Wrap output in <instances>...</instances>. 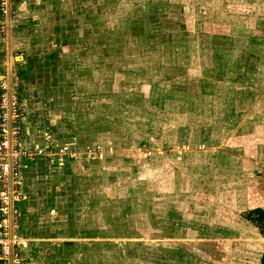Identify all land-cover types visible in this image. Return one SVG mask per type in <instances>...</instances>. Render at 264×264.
Masks as SVG:
<instances>
[{"label":"rangeland","instance_id":"1","mask_svg":"<svg viewBox=\"0 0 264 264\" xmlns=\"http://www.w3.org/2000/svg\"><path fill=\"white\" fill-rule=\"evenodd\" d=\"M10 1L0 36H47L53 18L72 32L56 72L16 93L53 124L47 158H89L65 155L57 175L105 207L88 263L259 264L264 237L243 215L264 204V0Z\"/></svg>","mask_w":264,"mask_h":264},{"label":"crops","instance_id":"2","mask_svg":"<svg viewBox=\"0 0 264 264\" xmlns=\"http://www.w3.org/2000/svg\"><path fill=\"white\" fill-rule=\"evenodd\" d=\"M50 13L51 17L61 14L56 9L55 12ZM24 16V12L20 10L19 18L15 20V23L28 25L30 20L24 19ZM49 17L50 14L47 12V18ZM60 23L53 18L52 27L47 32V36H44L46 32H39L41 23L35 33L31 32V36H24L26 30L19 31L18 28L10 31L6 36H0V79L8 77L12 88L16 91L17 87L21 88L32 81L35 73L43 77V73H47L49 69L53 71L58 51L63 50L62 47L71 41L72 36V32L67 30L68 23L64 28L59 26ZM27 35L30 34L27 33ZM15 49L20 50L21 53L14 54ZM55 72L53 71V74ZM40 81L44 87L42 80ZM26 102V100H20L23 123L21 144L25 148H49L57 140V137H54L53 124H49L47 120L41 122L45 116L39 113V110H35V107L23 110ZM55 129L59 132L58 126ZM54 144L58 146L59 143ZM98 147L101 148V146ZM69 148L75 152L70 146ZM89 148L90 151L94 150V146ZM75 156L76 153L73 157ZM63 157L58 156L57 159ZM57 159L51 161V158L45 155L34 154L22 157L19 161L20 222L18 233L22 264H96L92 261L88 263L84 252L89 254L91 246L99 248L101 244L105 247V242L99 239L104 236L100 233H105V224H103L106 216L105 207L99 211V209H91L89 205L82 203L79 194L70 187L73 186L75 178L62 176L57 178L63 169L67 171L65 162ZM74 159L85 161L89 158L83 155L78 159L73 158L72 161H75ZM255 206H264V204H255ZM100 217H102L101 221ZM74 231L82 233L83 236L72 239L75 235ZM95 233L97 236L94 235ZM61 248L73 254L74 251L71 250H81L82 253L76 252V256L81 257L78 258L80 260L68 261L67 253L69 252H62L58 258L56 255ZM259 248L258 254H261L263 244ZM0 264H2L1 260Z\"/></svg>","mask_w":264,"mask_h":264},{"label":"built area","instance_id":"3","mask_svg":"<svg viewBox=\"0 0 264 264\" xmlns=\"http://www.w3.org/2000/svg\"><path fill=\"white\" fill-rule=\"evenodd\" d=\"M11 1L0 0V34L6 32L12 17ZM21 107L8 77L0 79V260L2 264H22L18 233L20 212L19 161L34 154L48 155L46 148H25L21 138ZM69 152V153H68ZM72 157L68 146L56 151Z\"/></svg>","mask_w":264,"mask_h":264},{"label":"trees","instance_id":"4","mask_svg":"<svg viewBox=\"0 0 264 264\" xmlns=\"http://www.w3.org/2000/svg\"><path fill=\"white\" fill-rule=\"evenodd\" d=\"M248 221L252 222L262 237H264V206H255L247 209L243 215ZM259 264H264V243L260 254Z\"/></svg>","mask_w":264,"mask_h":264},{"label":"clouds","instance_id":"5","mask_svg":"<svg viewBox=\"0 0 264 264\" xmlns=\"http://www.w3.org/2000/svg\"><path fill=\"white\" fill-rule=\"evenodd\" d=\"M118 19V18H117Z\"/></svg>","mask_w":264,"mask_h":264}]
</instances>
